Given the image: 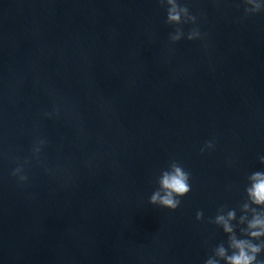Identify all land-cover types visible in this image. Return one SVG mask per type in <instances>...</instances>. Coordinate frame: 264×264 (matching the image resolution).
<instances>
[{
    "label": "water",
    "instance_id": "95a60500",
    "mask_svg": "<svg viewBox=\"0 0 264 264\" xmlns=\"http://www.w3.org/2000/svg\"><path fill=\"white\" fill-rule=\"evenodd\" d=\"M182 2L197 25L173 43L159 0H0V264H205L228 247L214 221L231 210L245 238L248 177L264 172V12ZM173 160L191 174L174 211L149 203Z\"/></svg>",
    "mask_w": 264,
    "mask_h": 264
},
{
    "label": "clouds",
    "instance_id": "9594fccd",
    "mask_svg": "<svg viewBox=\"0 0 264 264\" xmlns=\"http://www.w3.org/2000/svg\"><path fill=\"white\" fill-rule=\"evenodd\" d=\"M243 3L246 5L244 8L246 16L264 12V0H243ZM159 4L161 7H166L165 23L176 26L174 33L169 35V39L173 43L184 37L182 25H197V15L192 14L187 3L182 0H159ZM202 38L198 27L191 28L187 33V39L190 41ZM46 143L47 141L42 138L34 140L31 148L33 159L40 160L42 149ZM207 147H213L212 142H207ZM259 159L261 164H264V156H260ZM29 162V160H25L21 164L17 161V166L11 171V175L17 178L21 184L28 180L25 165ZM190 175L182 165L173 160L169 169L162 171L158 177V188L151 195L149 203L169 210H176L181 204L180 198L191 191ZM248 181L251 183L245 191L251 205L249 203L241 205V210L245 214L241 215L238 221V225H246V227L240 228L241 236L245 238H238L235 231L237 225L228 223V220L236 219L235 210L228 212V220H225L222 215H217L214 223L223 224V231L228 234V247L226 248L223 244L218 245L213 250L214 255L210 256L205 264H220L221 260L224 261V264H264V259H258L264 252V239H262L264 238V172L252 173L248 177ZM249 214L251 218H249ZM196 219H203L202 211L197 212ZM229 250L231 251L229 252ZM216 257L220 259H216Z\"/></svg>",
    "mask_w": 264,
    "mask_h": 264
}]
</instances>
